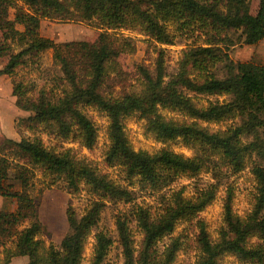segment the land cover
<instances>
[{
  "label": "trees",
  "instance_id": "obj_1",
  "mask_svg": "<svg viewBox=\"0 0 264 264\" xmlns=\"http://www.w3.org/2000/svg\"><path fill=\"white\" fill-rule=\"evenodd\" d=\"M10 10H14L12 18ZM43 19L91 23L102 32L92 43H55L40 35ZM167 22L181 30L198 25L211 34L205 43L181 51L174 73L167 74L164 50L159 48L154 73L139 66L136 86L120 94H103L106 78L121 72L117 57L135 50L133 42L118 31L138 29L156 43L169 45L174 35ZM230 30H240L247 45L264 39V0H258L255 13L251 0H0V58H5L0 75H13L46 50H52L53 63L61 73L57 96L45 88L32 96L22 82L12 85L16 107L32 112L18 119L19 128L32 135L19 140L4 137L0 142V196L16 202L15 213L0 211V264H10L15 257H27L25 264H82L85 245L98 222L101 202L94 201L80 217L68 206V231L58 245L46 243L33 194L35 170L45 187L61 181L71 195L85 186L93 195L130 199L128 190L99 174L84 157H77L70 148H50L36 134L39 127L49 128L41 131L60 139L72 137L81 147L91 148L97 129L82 111L87 106L108 116L106 162L120 165L142 188L161 191L180 176L194 178L202 172H210L219 182L222 173L234 175L250 166L256 189L251 211L237 215L232 208L234 192L227 188L225 226L218 238L211 240L205 223L196 220L199 254L193 264H223L225 254L248 264H264V64L233 61L228 49L234 42L225 35ZM14 46L20 50L14 52ZM218 69L223 76L217 75ZM191 93L229 98L199 106ZM162 110L183 118H166ZM134 115L144 121L145 133L156 141L179 142L195 154L186 156L166 148L134 150L122 123ZM203 123L224 127L210 129ZM217 190L218 185L209 184L184 197L180 189L155 218L140 210L144 239L139 257L134 256L127 222L118 218L124 264H174L175 244L165 255H153V249L177 222L196 219L213 202ZM93 235L88 264H103L112 240L104 231ZM253 238L258 241L252 242Z\"/></svg>",
  "mask_w": 264,
  "mask_h": 264
},
{
  "label": "rangeland",
  "instance_id": "obj_2",
  "mask_svg": "<svg viewBox=\"0 0 264 264\" xmlns=\"http://www.w3.org/2000/svg\"><path fill=\"white\" fill-rule=\"evenodd\" d=\"M258 8V0H251V12L255 13ZM12 18L14 10H10ZM166 27L174 35L173 44H158L148 36L144 35L138 29H121L118 32L130 39L135 50L131 53H121L117 57L120 65V74H111L106 78L101 92L103 94H120L128 92L133 86H136L140 78L139 66H144L148 71L155 72L158 49L164 50V61L167 74H172L176 69V61L181 51L189 45L202 44L210 37L211 31L194 25L193 28L181 30L174 22H167ZM200 27V28H199ZM101 29L86 22H61L49 21L43 19L40 22L39 33L41 36L53 40L55 43H65L70 41L94 42ZM234 42L229 46L228 53L235 62L252 61L258 64H264V39L255 44L247 45L242 42L241 31H228L225 33ZM14 52L20 50L19 46H14ZM5 58H0V68L3 66ZM218 76H223V71L218 69ZM6 82L9 83L2 92L0 102V111L4 114L0 116L4 120L7 130H0V142L4 137L19 140L21 136H31L32 133L25 131L20 127L18 119L32 115V112L18 110L13 108L8 99L12 96V85L15 82H22L29 89V94L35 96L40 88L52 91L54 96L59 94L58 85L61 84V73L58 67L53 63L52 50H46L39 54L38 60L34 63L27 61L26 65L19 66L13 75H6ZM199 106H205L209 101L228 99L226 95L217 96L212 94H190ZM15 99V98H14ZM10 100V99H9ZM84 114L93 122L97 129L95 144L91 148L81 147L72 137L67 139L55 138L50 133H44L42 127L37 128L39 135L46 146L55 150H64L70 148L77 157H84L87 162L101 175L111 180L115 185L128 190L131 195L129 200L113 199L108 196H99L89 193L85 186L82 190L71 195L65 189L63 182H58L50 187H45L42 183L41 174L36 171L34 179L35 189L33 194L38 199V218L45 228L43 235L46 243L52 242L58 245L62 237L68 231V222L66 209L71 206L76 215L80 217L85 210L94 202L99 201L103 204L98 222L92 228L90 237L87 240L83 251L82 264H88L94 244L93 234L97 231H104L112 240L103 264H124L122 247L119 241L116 220L122 218L128 224L131 232V239L134 248V256L139 257L143 251L144 232L138 221L140 210L149 213L152 218L157 217L162 209L172 200L174 192L182 189L184 197H192L197 189L207 188L209 184L218 185V190L213 202L204 210L198 213L196 219L190 221H179L176 223L172 232L166 234L155 246L153 255H165L168 248L176 245L174 254V264H193L199 254L198 248V228L196 220H202L205 223L206 230L211 240H216L225 226L223 221V204L226 197L227 188H232L234 192L232 208L239 215L244 216L251 211L256 194L255 182L250 173V166L243 171L229 175H221L219 182L212 178L210 172H202L194 178L186 176L178 177L173 183L161 191L151 190L147 187L142 188L137 178H130L126 175L124 169L118 165H110L105 160V153L109 145L107 138L108 116L96 107H83ZM163 115L169 119L181 120L183 116L175 111L162 110ZM6 114V116H5ZM6 122V123H5ZM124 131L129 143L136 151L146 150L153 152L160 148L169 149L175 153H181L186 156H193L195 151L182 145L179 142H170L162 144L155 140L152 135L144 131V121L138 116H131L122 120ZM210 129L223 128L224 124H206ZM3 128V129H5ZM40 190V193H39ZM6 210L10 213L16 212V202L12 198L0 196V211ZM252 242L258 240L253 238ZM27 257H17L10 264H25ZM223 264H248L241 262L231 254H225L221 258Z\"/></svg>",
  "mask_w": 264,
  "mask_h": 264
},
{
  "label": "crops",
  "instance_id": "obj_3",
  "mask_svg": "<svg viewBox=\"0 0 264 264\" xmlns=\"http://www.w3.org/2000/svg\"><path fill=\"white\" fill-rule=\"evenodd\" d=\"M6 75H0V100H1V98H2V96L3 97H5V95L6 94H4L3 92H2V90L3 89H6V86H8L9 85V83L8 82H6ZM7 90V89H6ZM10 99V100H9ZM8 99V103L9 104H11L12 103V105H13V108L15 107V108H17L16 107V105L14 104V101H15V99H14V96H11V98H9ZM0 106H2V102H0ZM1 108V107H0ZM14 108V109H15ZM18 109V108H17ZM18 110H20V109H18ZM4 114L0 111V116H3ZM5 116H6V114H5ZM6 123V122H5ZM3 124H4V120L3 119H1L0 118V130H7L5 127H6V125H4L3 126ZM3 128H5V129H3ZM15 258H17V257H15ZM14 259V258H13ZM13 259L11 260V261H13ZM27 262V261H26ZM11 263V262H10Z\"/></svg>",
  "mask_w": 264,
  "mask_h": 264
}]
</instances>
